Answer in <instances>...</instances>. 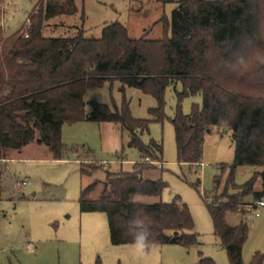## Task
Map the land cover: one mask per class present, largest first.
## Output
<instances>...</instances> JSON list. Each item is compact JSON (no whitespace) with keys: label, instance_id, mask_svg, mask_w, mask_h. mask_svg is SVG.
<instances>
[{"label":"trees","instance_id":"trees-1","mask_svg":"<svg viewBox=\"0 0 264 264\" xmlns=\"http://www.w3.org/2000/svg\"><path fill=\"white\" fill-rule=\"evenodd\" d=\"M77 13L75 0L41 1L28 17V29L10 37L4 36L1 14L0 160L34 142L59 160L65 150L63 126L90 121L120 125L131 137L130 148L145 160L159 162L162 147L145 145L138 137L149 121L133 119L126 101L121 107L113 102L112 108L91 102L87 114L84 95L118 80L151 95L158 107L150 114L163 122L166 90L180 83L179 105L171 120L178 162L202 165L205 136L212 128H225L235 139L224 190H218L216 181V190L204 200L230 264H244L248 226L243 221L228 225L226 214L245 199H251L249 205L264 200V0H181L165 24L164 37L155 41L133 39L119 24L105 27L99 39H87L83 32L60 38L43 35L48 21ZM197 95L202 105L184 115L182 102ZM37 133L43 137L36 140ZM247 166L261 171L237 186L234 173ZM148 169L136 164L132 173H108L103 182L82 188L80 212L105 213L114 246L136 245L133 239L142 229L149 230L145 247L196 246L194 222L180 198L169 204L134 202L135 197H159L165 188L160 181L142 178ZM95 170L82 169V176ZM199 264L215 263L200 255ZM250 264H262V258L256 255Z\"/></svg>","mask_w":264,"mask_h":264},{"label":"rangeland","instance_id":"rangeland-1","mask_svg":"<svg viewBox=\"0 0 264 264\" xmlns=\"http://www.w3.org/2000/svg\"><path fill=\"white\" fill-rule=\"evenodd\" d=\"M41 1L47 0H4L0 5L4 36L27 30L28 17ZM180 1L75 0L78 13L48 21L43 35L60 38L83 32L87 39H99L105 27L119 24L133 39L161 40L165 24ZM181 91L180 83L167 88V119L163 122L154 121L150 114L158 107L151 95L125 87L118 80L88 89L84 95L87 114L91 112V102L112 108L113 102L121 107L126 101L133 119L149 121L148 129L140 131L138 137L145 145L154 142L162 147L159 162L145 161L139 150L130 148L131 137L120 125L90 121L63 126L65 150L59 160L48 147L36 142L1 159L6 163L0 164V264H199L200 255L215 264H230L215 236L204 198L216 190V181H220L218 190H224L235 157V139L225 128H212L205 136L202 165L180 164L171 120L177 113V94ZM195 105H202L200 95L185 99L182 113L189 115ZM40 138L37 133L36 140ZM140 163L149 167L142 178L160 181L165 188L159 197H135L134 202L169 204L180 198L193 219L196 246H114L107 215L80 212L82 188L103 182L108 173H132ZM85 168L96 170L84 177L81 171ZM260 171L239 167L234 183L242 186ZM22 183L26 185L18 186ZM259 189L260 182L256 185ZM250 202V198L245 199L241 206L227 212L226 222L235 227L243 221L248 226L243 263L250 264L257 255L264 264V208L247 213ZM257 213L260 217H256Z\"/></svg>","mask_w":264,"mask_h":264},{"label":"clouds","instance_id":"clouds-1","mask_svg":"<svg viewBox=\"0 0 264 264\" xmlns=\"http://www.w3.org/2000/svg\"><path fill=\"white\" fill-rule=\"evenodd\" d=\"M148 233V229H142L133 239L135 244L143 247L148 242Z\"/></svg>","mask_w":264,"mask_h":264},{"label":"built area","instance_id":"built-area-1","mask_svg":"<svg viewBox=\"0 0 264 264\" xmlns=\"http://www.w3.org/2000/svg\"><path fill=\"white\" fill-rule=\"evenodd\" d=\"M145 161H149V159H146ZM4 164V163H6V160H0V164ZM26 184L25 183H22L21 185H18V186H20V187H24ZM248 207H249V210L247 211V213L248 212H250L252 209H258V210H261V209H263L264 208V200H262V201H259V202H256L254 205H248ZM256 217H260V214L259 213H257L256 214Z\"/></svg>","mask_w":264,"mask_h":264},{"label":"water","instance_id":"water-1","mask_svg":"<svg viewBox=\"0 0 264 264\" xmlns=\"http://www.w3.org/2000/svg\"><path fill=\"white\" fill-rule=\"evenodd\" d=\"M207 133L210 134V133H211V130H208ZM41 137H43L42 134H41ZM237 137H238V138H241V137H242L241 133H239V134L237 135Z\"/></svg>","mask_w":264,"mask_h":264}]
</instances>
